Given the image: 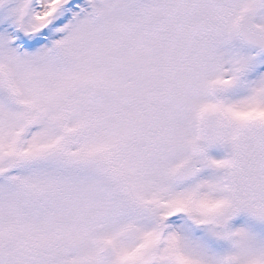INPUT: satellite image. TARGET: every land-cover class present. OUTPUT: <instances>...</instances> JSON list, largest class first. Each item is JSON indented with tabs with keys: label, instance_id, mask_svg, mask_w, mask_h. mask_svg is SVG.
<instances>
[{
	"label": "snow or ice",
	"instance_id": "1",
	"mask_svg": "<svg viewBox=\"0 0 264 264\" xmlns=\"http://www.w3.org/2000/svg\"><path fill=\"white\" fill-rule=\"evenodd\" d=\"M0 264H264V0H0Z\"/></svg>",
	"mask_w": 264,
	"mask_h": 264
}]
</instances>
